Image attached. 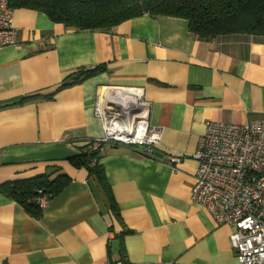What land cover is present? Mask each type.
Listing matches in <instances>:
<instances>
[{
	"label": "crops",
	"instance_id": "obj_1",
	"mask_svg": "<svg viewBox=\"0 0 264 264\" xmlns=\"http://www.w3.org/2000/svg\"><path fill=\"white\" fill-rule=\"evenodd\" d=\"M13 9L18 43L0 47V186L55 170L71 182L39 218L0 189V264H240L234 228L192 199L193 155L207 121L264 120V35L205 39L183 17L151 14L74 30ZM118 86L144 90L162 138L150 155L103 145L92 166L102 167L104 186L67 159L103 137L98 97Z\"/></svg>",
	"mask_w": 264,
	"mask_h": 264
},
{
	"label": "built area",
	"instance_id": "obj_2",
	"mask_svg": "<svg viewBox=\"0 0 264 264\" xmlns=\"http://www.w3.org/2000/svg\"><path fill=\"white\" fill-rule=\"evenodd\" d=\"M18 35L10 0H0V47L16 45ZM95 113L103 121L104 135L87 142L93 150H99L100 143L136 146L150 155L161 143V130L150 124V107L140 87L103 90ZM193 157L199 166L192 199L206 207L217 223L234 228L230 239L240 264H264V120L207 121ZM49 200L46 195L38 197L41 207ZM107 264L131 263L111 257Z\"/></svg>",
	"mask_w": 264,
	"mask_h": 264
},
{
	"label": "trees",
	"instance_id": "obj_3",
	"mask_svg": "<svg viewBox=\"0 0 264 264\" xmlns=\"http://www.w3.org/2000/svg\"><path fill=\"white\" fill-rule=\"evenodd\" d=\"M10 5L41 11L53 22L74 30H111L129 19L151 14L183 17L191 31L205 39L231 33L264 35V0H10ZM103 71L100 66L81 68L65 86L80 83ZM103 145L98 144V149ZM97 155L98 150L88 147L67 160L75 168H88L106 186L102 167L97 163L92 166ZM55 171L4 183L0 189L39 218L42 207L38 197H56L71 182L67 173Z\"/></svg>",
	"mask_w": 264,
	"mask_h": 264
}]
</instances>
